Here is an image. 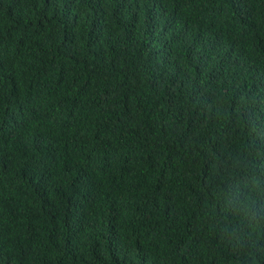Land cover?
Instances as JSON below:
<instances>
[{"label": "trees", "instance_id": "trees-1", "mask_svg": "<svg viewBox=\"0 0 264 264\" xmlns=\"http://www.w3.org/2000/svg\"><path fill=\"white\" fill-rule=\"evenodd\" d=\"M0 264H264V0H0Z\"/></svg>", "mask_w": 264, "mask_h": 264}]
</instances>
